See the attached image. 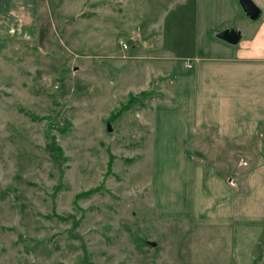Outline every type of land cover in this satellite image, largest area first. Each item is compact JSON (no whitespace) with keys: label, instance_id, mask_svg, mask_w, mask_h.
I'll return each instance as SVG.
<instances>
[{"label":"rangeland","instance_id":"obj_1","mask_svg":"<svg viewBox=\"0 0 264 264\" xmlns=\"http://www.w3.org/2000/svg\"><path fill=\"white\" fill-rule=\"evenodd\" d=\"M182 1L195 0H8L33 30L3 25L0 9V264H250L254 222L232 254L231 225L169 219L157 200L179 153L171 133L153 150L163 82L145 47L188 52L172 43L178 11L194 15Z\"/></svg>","mask_w":264,"mask_h":264},{"label":"crops","instance_id":"obj_2","mask_svg":"<svg viewBox=\"0 0 264 264\" xmlns=\"http://www.w3.org/2000/svg\"><path fill=\"white\" fill-rule=\"evenodd\" d=\"M7 2L0 0L7 21L2 24L19 27L24 23L33 30L31 13ZM182 2L194 3V15L186 20L178 11L171 26L172 43L183 50L191 45L188 52L175 61L169 58L170 62L152 53V43L145 47L150 54L146 59H152L148 74L163 82L160 91H155L153 128L161 140L153 138V150L163 147V138L171 133L177 136L171 146L179 153L176 165L155 186L157 200L169 219L231 225L232 254L237 227H250L254 222L257 240L249 261L260 264L264 256V0H251L260 11L256 21L246 18L237 0ZM229 30L239 33L237 43L225 40L222 34ZM170 48L171 43L163 51ZM184 62L191 67H184ZM156 115H161L158 124ZM216 145L244 155L248 162L252 159L251 168L240 167L236 191L227 184L238 171L234 160L222 166L221 174L194 162V154L210 153V146ZM155 190L152 188L154 197Z\"/></svg>","mask_w":264,"mask_h":264},{"label":"trees","instance_id":"obj_3","mask_svg":"<svg viewBox=\"0 0 264 264\" xmlns=\"http://www.w3.org/2000/svg\"><path fill=\"white\" fill-rule=\"evenodd\" d=\"M140 95L145 96V97H149L150 95H152V93L147 92V91H142L140 93ZM135 99H137V96L132 97L129 100V102L127 103V105H125V107H129V106L131 107L132 106V101H134ZM120 113H122V111L119 112V113H117L116 116H118ZM226 150L227 149L225 147H223L221 149L222 152H220V153H223V155L220 156V157H218V158H216L217 160H213V161H210L209 156H208V154H213L212 149H211L210 153H208V152L207 153H204V154L196 153V154H194V162H196V163H202L207 168V167H209L212 164H216V162H219L220 159L223 158V157H225V156H227L229 158L228 159V162H232V160H234V162H236V164H237L238 171H235L231 175V177H229L227 179V183L229 185H231L232 187H234L235 190H237L238 189V181L237 180H238V178H240V175H241L239 173L240 167L241 168L243 167V164L242 163L248 162V160H247L248 158H246L244 155H241V154L240 155H237L235 153H233V155L231 156V153H229L228 150L227 151ZM218 165L223 166L224 163H221L220 162ZM111 166H112V163H111V161H109L108 162V165H107V173L108 174L111 173ZM217 168L219 170L218 172L221 174L222 173V172H220L221 170L219 169V167H217ZM84 194H82V195H84Z\"/></svg>","mask_w":264,"mask_h":264},{"label":"water","instance_id":"obj_4","mask_svg":"<svg viewBox=\"0 0 264 264\" xmlns=\"http://www.w3.org/2000/svg\"><path fill=\"white\" fill-rule=\"evenodd\" d=\"M237 3L246 18L250 21H256L260 17V11L255 7L251 0H237ZM222 35L226 36L225 40L232 44L237 43L240 37L239 33H235L234 30L225 31Z\"/></svg>","mask_w":264,"mask_h":264},{"label":"built area","instance_id":"obj_5","mask_svg":"<svg viewBox=\"0 0 264 264\" xmlns=\"http://www.w3.org/2000/svg\"><path fill=\"white\" fill-rule=\"evenodd\" d=\"M122 47H123V49H127V46L124 45V43H123ZM184 67L189 68V67H191V65L187 62H184Z\"/></svg>","mask_w":264,"mask_h":264}]
</instances>
